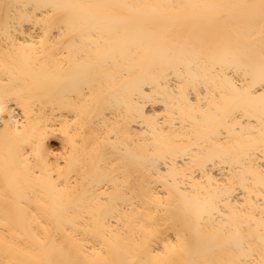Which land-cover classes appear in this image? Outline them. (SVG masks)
I'll use <instances>...</instances> for the list:
<instances>
[{
    "label": "bare ground",
    "instance_id": "obj_1",
    "mask_svg": "<svg viewBox=\"0 0 264 264\" xmlns=\"http://www.w3.org/2000/svg\"><path fill=\"white\" fill-rule=\"evenodd\" d=\"M0 264H264V0H0Z\"/></svg>",
    "mask_w": 264,
    "mask_h": 264
}]
</instances>
